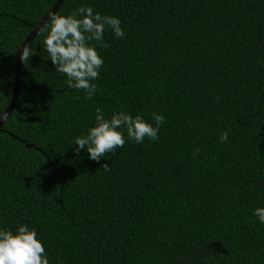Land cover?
Returning a JSON list of instances; mask_svg holds the SVG:
<instances>
[{
  "label": "trees",
  "instance_id": "1",
  "mask_svg": "<svg viewBox=\"0 0 264 264\" xmlns=\"http://www.w3.org/2000/svg\"><path fill=\"white\" fill-rule=\"evenodd\" d=\"M56 1L0 0V115L15 53ZM80 6L119 17L125 36L105 29L91 99L41 30L29 42L0 129V227H34L50 264H264V0H64L55 13ZM97 108L165 122L97 162L73 145Z\"/></svg>",
  "mask_w": 264,
  "mask_h": 264
},
{
  "label": "clouds",
  "instance_id": "2",
  "mask_svg": "<svg viewBox=\"0 0 264 264\" xmlns=\"http://www.w3.org/2000/svg\"><path fill=\"white\" fill-rule=\"evenodd\" d=\"M49 23L41 31L44 33V51L47 59L55 66L56 71L67 77L70 88L84 90L91 99L98 91L94 82L100 75L104 64L98 52V45L107 47L104 41L105 29L111 30L116 38L125 36L119 17L101 14L92 6H80L67 14L51 13ZM36 53L29 43L20 46L19 59L29 63V58ZM95 124L86 134L76 136L74 151L85 150L88 158L101 161L106 153L123 147L126 141L144 142L145 138L156 141L165 118L157 112L151 113V120L143 115H131L126 111L113 112L105 118L101 108L95 111ZM126 133V135H125ZM229 131L220 134V141L228 140ZM199 151V149H197ZM101 168L109 170L108 163ZM253 215L264 224V206L253 209ZM0 264H50L45 245L34 227L20 223L15 229L0 227Z\"/></svg>",
  "mask_w": 264,
  "mask_h": 264
},
{
  "label": "water",
  "instance_id": "3",
  "mask_svg": "<svg viewBox=\"0 0 264 264\" xmlns=\"http://www.w3.org/2000/svg\"><path fill=\"white\" fill-rule=\"evenodd\" d=\"M63 1L64 0H57L54 3V5L51 7L48 13L42 18V20L27 34L26 38L21 43V45H23L24 43H29L35 37V35L41 30V28L49 21L48 18L50 14L55 13ZM20 46L15 53L14 85H13V89L11 93V98L9 100L8 105L6 106L2 114L0 115V129L2 125L4 124L5 120L7 119V117L10 115L11 111L13 110L17 97H18V91H19V85H20V64H21V61L19 59Z\"/></svg>",
  "mask_w": 264,
  "mask_h": 264
}]
</instances>
